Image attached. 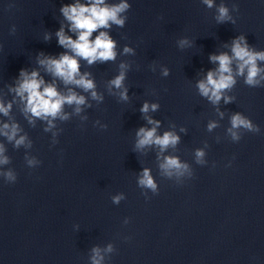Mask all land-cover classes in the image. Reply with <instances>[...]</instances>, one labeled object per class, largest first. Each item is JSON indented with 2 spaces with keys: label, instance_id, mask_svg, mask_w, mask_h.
Returning a JSON list of instances; mask_svg holds the SVG:
<instances>
[{
  "label": "clouds",
  "instance_id": "9594fccd",
  "mask_svg": "<svg viewBox=\"0 0 264 264\" xmlns=\"http://www.w3.org/2000/svg\"><path fill=\"white\" fill-rule=\"evenodd\" d=\"M204 3L208 7L213 6V0H204ZM129 7L130 5L127 3V0H121L119 4L115 5L106 4L105 0H88L86 4H82L77 0L74 4L63 6L61 12L70 22V31L78 33V36L73 40L71 37L64 34L63 28H61L56 35L58 43L62 47L70 49L74 55L65 53L58 59L44 57L39 60V63L45 66L46 70L52 75L59 77L65 85L72 84L82 88L86 92L90 91L94 100H102L103 97L98 95L95 91L96 86L94 81L88 78L89 74H80L79 62L76 57L87 60L90 65L96 61L107 62L115 60L116 42L109 36L108 32L99 31L94 40L90 38L98 29L110 28L111 24L122 27L125 23V19L122 18L120 14L127 11ZM218 12V22L231 19L228 15V9L223 5L219 7ZM45 38L48 39V37ZM179 43L183 46L187 41L181 40ZM124 51L126 53L131 52L132 49L125 47ZM209 59L214 63H218L219 67L216 71H209L206 79L199 81L197 87L200 94L207 97L213 104H218L222 98L225 100V103L231 100V97H223L222 93L235 84L231 68L233 60L239 62L237 65L238 75H244L245 69H247L245 79L247 85L255 87L260 84V80L257 77L264 70L257 66V61L264 60V52L251 50L243 36L237 37L232 41L231 55L221 53L219 55H212ZM126 67L127 66L124 64L120 65L121 72L110 81V87L116 89L123 88V82L125 80L124 69ZM163 74L168 75V71L165 70ZM20 76L22 79L14 90L22 100H26L25 112L31 113L33 117L47 120L48 128H46L45 131H49L54 127L53 120L56 118L61 120L68 119V115L63 112L65 104L75 105L74 111L76 114H79L82 111L81 106L86 104V98L83 95H78L71 88H69L68 93L64 95L58 92L54 84L45 85V81L39 78V74L36 71L29 74L21 70ZM120 98L122 100L128 99L126 88H123L120 92ZM157 108V104L145 102L140 111L147 114L150 110L156 111ZM10 109L11 104L5 106L3 103H0V113L7 116ZM49 117L51 119H49ZM145 118L149 124H154L156 127L150 129L141 127L138 129L136 132L137 141L135 145L137 150L143 149L145 146L157 145L160 147L161 152H163L169 146H175L179 142V137L173 132H165L162 136L157 135L159 121H153L147 115ZM31 122L30 120V123ZM215 126V123H210L208 128L211 130ZM240 128L251 132L260 131L259 127L254 125L249 118L244 117L240 113H236L231 117V128L229 129L233 140L240 139L238 132L233 131L234 129L238 130ZM19 132L20 128L17 124L9 125L5 123L0 127V135L7 137L10 142L15 141L16 147L25 145L27 141L26 136H19V138H17ZM53 135H55V133ZM28 146H30V142H28ZM4 151L3 145L0 144V165L9 163V158L4 155ZM203 156L204 152L202 150L196 151L198 162H201ZM27 163L29 166H34L38 161L33 158L28 159ZM160 167L164 174L169 177L173 175L180 177L185 175V173L191 174L188 165L181 163L179 159L175 157H166ZM0 175H3L9 183H14L17 180V176L12 170L0 173ZM138 185L152 190L153 193H157V184L150 174V170L147 168L143 169L142 175L138 178ZM121 199V195L115 196L113 197V202L118 204ZM111 250V245H109L108 251ZM102 259L103 257L100 255L99 249L94 248L93 256L91 257L92 264H101Z\"/></svg>",
  "mask_w": 264,
  "mask_h": 264
}]
</instances>
